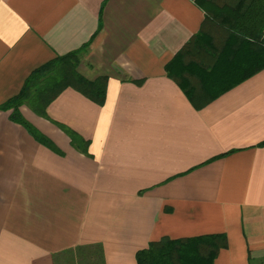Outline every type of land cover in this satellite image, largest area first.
<instances>
[{
    "label": "crops",
    "instance_id": "1",
    "mask_svg": "<svg viewBox=\"0 0 264 264\" xmlns=\"http://www.w3.org/2000/svg\"><path fill=\"white\" fill-rule=\"evenodd\" d=\"M206 16L195 0H0V106L88 43L78 72L108 79L103 106L67 89L47 118L20 108L56 150L0 112V264H138L212 235L228 241L214 264H264V69L231 71L201 108L166 72L203 25L213 48L190 71L225 49L231 29Z\"/></svg>",
    "mask_w": 264,
    "mask_h": 264
},
{
    "label": "trees",
    "instance_id": "2",
    "mask_svg": "<svg viewBox=\"0 0 264 264\" xmlns=\"http://www.w3.org/2000/svg\"><path fill=\"white\" fill-rule=\"evenodd\" d=\"M206 12V20L212 19L231 29L225 49L212 53V65L196 63V71H190L192 62H187L189 52L197 46H209L205 41L204 25L166 67L167 75L175 81L194 106L201 108L239 82L229 81L231 71L241 74L238 81L247 79L264 69V0H195ZM90 43L80 50L59 56L36 69L26 80L21 92L0 106L1 111H11V120L23 126L35 140L56 150L54 144L30 124L20 108L27 106L36 115L47 118L49 106L67 89H73L99 106L106 101L108 79L101 77L90 81L78 72L81 56L87 53ZM242 45V46H241ZM195 76L205 100L201 104L198 90L187 80ZM73 145L76 136L67 130ZM264 146V144H263ZM228 241L225 235H212L182 240L163 239L153 242L137 253L138 264H214Z\"/></svg>",
    "mask_w": 264,
    "mask_h": 264
}]
</instances>
